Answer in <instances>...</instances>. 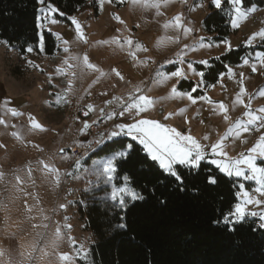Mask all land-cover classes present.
Returning a JSON list of instances; mask_svg holds the SVG:
<instances>
[{
    "label": "rangeland",
    "instance_id": "rangeland-1",
    "mask_svg": "<svg viewBox=\"0 0 264 264\" xmlns=\"http://www.w3.org/2000/svg\"><path fill=\"white\" fill-rule=\"evenodd\" d=\"M90 1H96L97 11L88 6L71 16L69 22H59L56 10L40 2L39 29L52 33L59 43L60 49L53 57L41 52V37L38 51H27L24 56L0 41V264H63L61 255L70 257L69 264L87 262L93 238L85 229L80 209L92 200L115 202L111 199L113 188L125 186V181L116 184L115 174L108 181L102 173V162L112 152L92 155L103 145L98 141L115 130L116 124L147 119L175 128L197 140L206 154L201 162L218 170L212 159H242L264 136V127L257 122L238 138L224 140L220 151L226 152L227 157L211 152V145L224 136L230 124L247 120L246 111L264 116L257 111L264 108V95H259L264 90V64L257 57L263 52L255 50L239 65L227 66L213 85H207L204 73L197 68H207L211 60L232 50L258 45L264 39L259 35L264 31V8H243L230 0H223L219 9L212 0H150L158 2L159 7L145 6V0ZM237 7L241 11L255 8L247 11L246 17L256 11L258 17L248 22L234 12ZM212 8L226 13L229 19L228 34L223 40L204 31L203 21ZM177 16L179 27L174 21ZM77 23L83 38L77 33ZM253 34L257 35L250 40ZM229 46L231 50L226 51ZM85 57L94 68L87 67ZM246 59L248 63L244 64ZM202 61H207V65ZM178 69L182 77L170 76L163 84L155 82L158 74ZM201 72L203 78L198 74ZM182 81L193 82L192 89L195 87L196 91L180 89ZM173 85L179 93H190L196 102L187 95L170 98ZM241 87L245 89L243 104L234 105ZM195 92L200 94L195 96ZM130 94L144 95L155 103L139 115L133 109L120 116L121 101L130 103ZM5 101L10 104L5 105ZM107 101L111 103L106 104ZM221 102L228 109V121L218 108ZM88 105L93 110L84 115ZM10 109L19 115H12ZM113 111L117 115L107 119ZM169 113L173 115L165 119ZM29 117L43 130L32 128ZM85 121L90 127L82 132ZM94 144L97 147L92 150ZM75 147L90 152L76 159L72 153ZM251 155L256 165L264 168L260 164L264 157ZM241 167L251 175L246 165ZM51 168L59 173L58 177ZM228 177L236 180L234 206L241 202L244 192L264 200L254 191L258 187L256 180ZM127 186L132 189L128 183ZM124 199L132 202L128 196ZM246 210L257 215L245 219L257 220L260 226L259 214L264 212V204H248Z\"/></svg>",
    "mask_w": 264,
    "mask_h": 264
},
{
    "label": "trees",
    "instance_id": "trees-1",
    "mask_svg": "<svg viewBox=\"0 0 264 264\" xmlns=\"http://www.w3.org/2000/svg\"><path fill=\"white\" fill-rule=\"evenodd\" d=\"M40 2L56 10L59 22H69L88 6L97 11L96 1L90 0H0V41L21 56L29 48L38 51L40 37L46 56L53 57L60 49L52 33L39 29ZM253 5L264 8V0H243L241 7ZM228 22L226 13L212 8L203 21L204 31L223 40ZM255 50L264 53V39L254 47H240L211 60L207 68H197L207 85H213L227 66L239 65ZM179 87L190 91L193 82L182 81ZM119 139L124 145L131 143L134 150L127 162L117 163L116 184L127 176V183L143 199L127 201L123 207L92 200L80 209L93 243L87 262L79 260V264H264V229L257 220L245 219L232 231L223 222L236 203L235 178L201 162L198 168L176 165L182 177V182L177 181L148 159L138 143ZM101 147L92 155L112 152H101ZM209 176L216 178L215 184L208 182Z\"/></svg>",
    "mask_w": 264,
    "mask_h": 264
},
{
    "label": "snow or ice",
    "instance_id": "snow-or-ice-1",
    "mask_svg": "<svg viewBox=\"0 0 264 264\" xmlns=\"http://www.w3.org/2000/svg\"><path fill=\"white\" fill-rule=\"evenodd\" d=\"M222 2L223 0H212L213 5L218 9L221 8ZM230 3H232L233 5H242L243 0H230ZM145 6L159 7V3L145 0ZM247 11H255V8L249 9ZM247 11H241L239 7L234 8V12L239 17L246 18ZM174 21L176 22V27H179L180 17H174ZM73 23H76L74 19ZM165 27H168V25H165ZM76 29L78 35H80V38H83L82 34L80 33V25L78 23L76 24ZM184 31L185 33H187L189 30L185 28ZM256 35L257 34H253V37H251L250 40L254 39ZM259 35L261 37H264V31L259 33ZM127 43L131 44L132 41L128 40ZM201 46H204L203 43H201ZM141 47L142 46L137 45V48ZM230 50L231 49L229 46L226 51ZM28 51H32V49L29 48ZM65 51H67V49H65ZM257 57L260 62L264 64V53H258ZM84 62L89 68L95 67L94 65L87 63L86 57ZM173 62L174 61H169V63ZM201 63L207 65V61H202ZM247 63L248 60H244V64ZM189 68H191V65H189ZM255 70L256 68L255 66H253V71ZM198 74L201 76V78H203L202 72ZM101 75H104V73H101ZM117 75H119V73H117ZM221 75L223 76V74ZM170 76L179 78L183 76V73L178 69L170 74H158V79L155 82L158 84H163L170 78ZM229 78H231V75L229 76ZM136 91L139 92L140 89L137 88ZM192 91H196V88L194 87ZM244 93L245 89L241 87L240 92L235 97L234 105L243 104L242 96ZM178 95H187L188 99H190L193 103L196 102L190 93H179L177 92L176 86L173 85L169 97L171 98ZM259 95H264V90H261L259 92ZM129 99L131 102L127 103L126 105L123 103V101H121L120 107H122V111L118 113L120 116H123L125 113H128L133 109H135L136 115H139L140 112L146 111L155 103L154 100L144 95L133 96L132 94H130ZM201 99L205 98L201 97ZM109 103H111V101L106 102V104ZM7 104H10V102L5 101V105ZM218 108L220 112L225 113L223 117L224 120L228 121L229 117L226 114L228 111L227 107L221 102L218 105ZM87 109L88 111H86L84 115H87L88 112L92 111L93 107L91 105H88ZM10 111L12 115H19V113H17L14 109H10ZM100 111L101 115L105 116L104 110L101 109ZM180 111L183 112L184 110ZM257 111L264 113V108L258 109ZM116 115L117 113L113 111L111 114H108L106 118L113 119ZM172 115L173 113H169L168 116L165 117V119H168ZM244 116L247 117L246 121L243 119H238L235 123L230 124L224 136H222L216 144L211 145V152L213 155L227 157L226 152L220 151V149H222L223 147L224 140H227L229 137L238 138L242 132H247L250 130L249 126H255L257 122H259V127H264V116H258L254 114L250 109L244 113ZM29 119L31 121L32 128L43 130L42 126L38 122H36L31 117H29ZM0 123H3V121H0ZM93 123H95V121ZM89 127L90 125L87 121H85L84 127L81 129V131L83 132ZM13 135H16V133H13ZM121 136L129 137L132 141H136L141 146V150L144 152L148 159H150L154 163H157L159 168H161L166 174L175 177L177 181L181 182L182 177L177 173L174 166L179 164L189 168H198L200 162L205 158L206 155L201 144L193 137L183 135L175 128L166 127L165 125H162L157 121L141 119L133 124H116L115 130L107 134V136L104 137L102 141H98V143L103 144V147L100 148L101 152L107 151L109 149L112 150L111 155L105 161H103L101 165L102 173L107 177L108 181L112 180L113 175L116 172L117 163L119 161L127 162L129 156L134 150L131 143L124 145L123 142L118 139ZM204 139H208V137L205 136ZM105 141H108L110 143H105ZM251 153H257L259 157H264V136H261L260 141L256 145H254L253 148L249 149V154L246 157L238 160H226L225 162L212 159L211 163L215 164L221 172L225 173L228 176H243L245 179L256 180L258 187L254 191L259 193L261 196H264V168H259L256 165L255 157H253ZM242 156H244V154H242ZM241 165H246L251 175L246 174ZM45 167L47 168L48 166L45 165ZM50 171L56 174L57 177L59 176V173H57L54 168H51ZM17 179L19 181V178ZM123 180L125 181V186L113 188L112 190L111 199L113 201L118 202L123 207L125 204V196H128L132 201L143 199V196L127 186V176H124ZM208 182L210 184H215L216 178L213 176H209ZM241 189L243 190V185H241ZM248 204H255L259 206L261 204H264V200L256 199L254 196H249L247 192H244L241 202L237 203L234 206V210L224 217L223 222L229 226L230 231L234 230L235 224L243 222L247 216L257 215L256 212L249 213L246 210V205ZM259 218L261 221L260 227L264 228V212H261L259 214ZM121 227H123V225H121ZM57 235L59 236V231L57 232ZM77 255H79V253H77ZM60 260L63 262V264H69L70 257L68 255H61Z\"/></svg>",
    "mask_w": 264,
    "mask_h": 264
},
{
    "label": "built area",
    "instance_id": "built-area-1",
    "mask_svg": "<svg viewBox=\"0 0 264 264\" xmlns=\"http://www.w3.org/2000/svg\"><path fill=\"white\" fill-rule=\"evenodd\" d=\"M257 12V11H256ZM256 12H254V13H252V14H249L247 17H246V20L248 21V22H252L254 19H256L257 17H258V13H256ZM40 17V16H39ZM97 147V144H94L93 146H92V150H94L95 148ZM91 150V151H92ZM90 152V150H88V149H78V148H72V153L74 154L75 153V158L76 159H80L81 157H83L85 154H87V153H89Z\"/></svg>",
    "mask_w": 264,
    "mask_h": 264
}]
</instances>
